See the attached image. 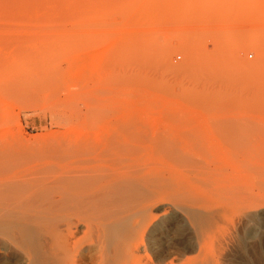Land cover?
Segmentation results:
<instances>
[{
    "label": "bare ground",
    "instance_id": "obj_1",
    "mask_svg": "<svg viewBox=\"0 0 264 264\" xmlns=\"http://www.w3.org/2000/svg\"><path fill=\"white\" fill-rule=\"evenodd\" d=\"M32 1H29L31 2L30 5H32ZM72 1L67 0L69 2L67 3L65 0L64 3L70 4ZM100 1L98 2L100 3ZM192 1L191 3H193ZM87 2L89 1L87 0ZM55 3L56 1L53 4ZM59 3L57 2V4ZM138 3L140 4V1ZM141 3H143L142 0ZM233 3L236 4V2ZM7 4L9 10L10 6L11 8L12 5L15 6V4ZM61 4L60 7L54 6L57 11L59 8L66 10ZM238 4H240L239 6L243 5L240 8L241 12L243 10L242 15L247 14L249 18L253 16V14L251 15L252 9H250L252 5L250 6L248 3V6L245 5L247 8L239 2H237V5H231L235 7ZM19 7L16 8L19 9L17 11H21ZM21 7H23V4ZM76 7L80 8L79 12H81L83 6L76 5L75 9ZM189 7L191 8V6ZM43 8H41V11ZM49 8L47 9L49 10ZM71 8L70 11L73 12ZM136 8L138 9V7ZM38 9L40 10V8ZM206 9L205 7L203 11ZM224 9L228 8L223 7ZM259 10H263V8ZM22 11L25 12L24 9ZM57 11L54 12L57 13ZM70 11L69 9L66 10L67 13ZM33 12L35 13V11ZM75 12L77 13L78 10ZM88 12L90 11L88 10ZM88 12L87 14H90ZM6 13H9V11ZM49 14L52 13L49 12ZM32 16L34 17L33 14ZM257 16L255 15L257 23L259 20L264 23V16L260 15L258 18ZM40 18L46 17L40 16ZM227 18L229 19V17ZM76 19L80 20L79 18ZM49 20H52V17H49ZM141 22L143 23V21ZM203 22L202 20L201 23ZM83 25H81L82 27H76L82 29ZM255 30L261 32L260 29ZM245 31L249 32L250 30ZM245 31H243V34H245ZM181 33L184 34V32ZM154 34L157 35L155 32ZM185 36L184 39H186ZM241 36L243 37V35ZM236 37L239 36L236 35ZM155 38L153 40L157 41L159 37ZM222 38L224 40V37ZM237 40L240 41V39ZM154 41L153 43H155ZM255 41L252 39L246 42L245 49L241 48L244 52L247 51V56L249 51H260V49L255 50L257 46ZM147 42L145 44L140 42L143 44L141 48ZM157 43L159 45L158 41ZM157 43L154 46L157 47ZM183 43L185 45L189 44H186L185 41ZM134 44V46L137 45L136 42ZM237 44H239L238 41ZM148 45L151 46V44ZM166 45L168 46V44ZM122 46L125 47V45ZM188 47L190 48L189 45ZM155 49H152V51ZM190 51L193 55V50L189 49V53ZM210 51H214V49ZM223 52L222 54H225ZM132 53L131 55H133ZM151 53L150 55H152ZM135 54L134 56L138 58L139 55ZM143 54L147 56L145 52ZM161 54L160 51L159 55ZM222 54L219 55L222 56ZM131 55L125 57V61H128ZM154 55H152V60L157 59V57L154 58ZM210 55L208 57H211ZM246 55L244 57H247ZM235 56L238 57V53ZM159 58L161 59V56ZM120 60L122 61V59ZM130 61L127 63H131ZM168 61L167 63L170 64L171 61ZM136 63L138 65V61ZM238 64L241 70L238 69L241 74L240 77L245 81L242 78L241 80L246 82L249 87L257 86L258 94L256 98L257 102L260 103L258 106L261 108L264 105V52H261V56H259L256 63L241 58ZM142 72L144 73V71ZM133 75L136 76V74ZM140 76L142 78L140 84L142 85L144 79L142 75L138 77ZM206 77L208 78L207 75ZM130 78H133V81L135 77L130 75ZM144 78L145 84L151 77L146 76ZM135 81L137 82V79ZM152 83L148 85H153ZM135 84L134 86H138L139 82H137V85ZM158 84L161 85L160 82ZM159 85L156 83V86L159 87ZM209 85L207 84V87ZM153 88L151 87V90H160V88L156 89L155 86ZM162 91L161 93H163ZM164 94L167 95L168 93ZM173 95L175 93H172L169 97ZM251 97L254 101L253 95ZM231 103L230 105H233ZM248 103L251 104L252 102ZM204 104L208 105L206 102L202 105L204 106ZM205 107L206 109L202 107V110L208 111L210 104L209 107ZM224 107L220 108L226 110ZM229 122L222 125L221 128L218 126L222 131L219 136L207 139L186 137L179 139L173 138V136L171 138L160 134L162 130L150 136L149 134H142V130L138 129L137 126H135L137 129H133L132 125L131 127L129 125H119L120 127L110 125L106 127L95 126L93 123L87 122L70 124L67 127L66 134L53 135L43 139L0 136V264H264V133L257 139L258 141H254L249 139L241 129V122L237 124ZM184 135L186 134L184 133Z\"/></svg>",
    "mask_w": 264,
    "mask_h": 264
},
{
    "label": "rangeland",
    "instance_id": "obj_2",
    "mask_svg": "<svg viewBox=\"0 0 264 264\" xmlns=\"http://www.w3.org/2000/svg\"><path fill=\"white\" fill-rule=\"evenodd\" d=\"M26 1L27 0H0L1 137H26L30 139L49 138L53 135L66 134L67 127L70 124L83 122L93 123L95 126L100 125L106 127L110 125H129L131 127L132 125L133 129L138 128L142 130V134H149L150 136L155 135L162 130V133L160 132V134L169 137L173 136V138L179 139L185 137L203 139L217 137L222 133L219 127L221 128V126L228 123V121L235 124L241 122V129L251 140L258 141L257 139H259L264 133V105L262 106L263 108L261 107L262 109L258 106L260 104L257 102L258 100L256 98L258 88L256 85L249 87L247 83L244 82L245 80L240 77L241 70L238 67L239 59L242 58L246 61L256 63L259 56H261V52H264V50H262L264 49V30H262L264 29V23H261V20H259L260 18L258 19L260 23L259 21L257 23V19H255V15L264 16V0H233L236 4L233 3L232 0H227L229 2L226 0H193V3H191V0H142L143 3H141V0H138V2L140 1V4L137 0H134L136 3L133 0H101L100 3L98 2L99 0H88L89 2H87V0H75V2H73L74 0H71L72 2H70V4H65V0H49V2L48 0H35V2H33L34 0H31L32 5L35 3L33 6L30 5V0L27 1L29 3ZM52 1L53 3L56 1V3L53 4L51 3ZM15 2L19 4L17 5ZM24 2H26V4H24ZM57 2L62 3L61 5H63V8L66 10L69 9V11L75 4L79 5V7L83 6L84 8L82 7L83 11L81 10V12L86 15H82L81 12H79L80 8L76 7L75 9L76 5L73 7L75 10L71 8L74 13L71 11L67 13L66 10L60 8V10L58 9L57 11L56 7L60 5V3L57 4ZM77 2L82 3L78 4ZM90 2L94 4H91ZM230 2L233 6L237 5V2L244 4V6H248L249 3L250 6L252 5V7H250V9H252L251 15L253 14L254 17L250 16L251 18H249V15L247 14L242 15L243 10L241 12L240 8L243 5L239 6L240 4H238L239 7H233L229 4ZM7 3H9V5L10 3L15 4V6L12 5V8L10 6L9 10ZM188 3L189 5H187ZM22 4L23 7H21ZM72 4L74 5L72 6ZM69 5L71 6L70 8ZM98 6L100 7L98 8ZM189 6H191V8ZM222 6L228 9L223 10ZM247 6L245 7L247 8ZM17 7H19L21 11H17L19 10L16 9ZM136 7H138V9ZM205 7L207 9L203 11ZM14 8L16 9L15 13ZM38 8H40V10ZM41 8H49V10L47 9L48 13L45 11L46 9L44 11L42 9V12ZM262 8L263 10H259ZM23 9L26 13L22 11ZM11 10L13 11L11 12ZM51 10L53 11L51 12ZM76 10H78L77 13L75 12ZM88 10L90 12H88ZM5 11H9V13H6ZM31 11H35V13H32ZM54 11H57V13L60 11L58 13L60 15L59 18V15ZM49 12L52 13V16ZM87 12L90 14H87ZM95 12H97L96 15ZM204 12H207V15ZM255 12L261 14H254ZM70 13L72 16H70ZM55 14L57 15L55 16ZM78 14L80 15L78 16ZM40 16H45L46 18L39 19ZM74 16L75 19L79 18L80 20L76 19L75 21ZM135 16L138 18L136 17V19ZM156 16L159 18L157 19ZM246 16L248 18L247 20ZM49 17H52L53 21L55 17L57 18H55L56 20L54 22L52 20H49V22ZM131 17H134L135 20H132ZM227 17H229L230 20ZM233 18L235 19L233 20ZM202 20L204 21L203 23H201ZM231 20H233V22L230 23ZM141 21H143V23ZM81 25H83V28L79 29L78 27H82ZM62 26H64V28H62ZM85 27L86 29H84ZM95 27L96 29H94ZM207 28H209L208 32ZM251 29H260L262 33L259 30L252 31ZM242 30L250 31H245V34H243L244 32ZM140 32L143 33L141 34ZM154 32L157 35H155ZM181 32H184V34ZM117 33L121 34L119 35ZM184 35H186V39H184ZM236 35L239 37H236ZM241 35H243V37ZM246 35L248 36L246 37ZM225 36L228 37L226 38ZM222 37H224L225 41L222 40ZM153 38H158L157 41L159 42V45L157 41L153 40ZM248 38L249 40H247ZM117 39H119V41H117ZM182 39L186 44H189L185 45ZM237 39H240V41ZM252 39L256 40L255 42L257 46L255 50L260 49V51H249L247 56V51L244 52L241 48L245 49L246 42H249ZM144 40L145 42H149L150 40V42H147V44L143 46V49L141 47L145 44V42H143ZM180 40L183 46H180ZM236 40L239 44H237ZM153 41L157 43V47L154 46L155 43H153ZM135 42L137 43L136 46H134ZM214 42L216 43L215 45ZM148 44H151V46ZM166 44H168L169 47ZM205 44H207V46H205ZM122 45H125L126 48ZM184 46L187 47L185 48ZM259 46L261 47L257 48ZM179 47H181V49H179ZM193 47L195 51L192 49ZM230 47L234 51H232ZM238 47L241 50H239ZM142 49L145 52V55H147L149 51L152 52H150L152 55L156 52L154 58L157 57V59L155 58L156 60H152L153 57L150 53L147 56H144ZM152 49L155 50L152 51ZM189 49L193 50V55L192 51H190L191 54L189 53ZM213 49L216 51H210ZM125 50L129 52V55ZM134 50L136 51L134 52ZM160 51L162 53L161 55H159ZM223 51L225 54H222ZM131 52H133V55H131ZM157 52L159 53L157 54ZM237 53L239 58L235 56ZM134 54H138L139 57L136 58ZM219 54H222L224 58ZM130 55L131 58H128V61L133 59V63L138 61V65L137 63L133 64L132 61H130L131 63L125 61ZM208 55L211 57H208ZM245 55L247 57H244ZM160 56L161 59L159 58ZM120 59H122V61ZM167 59H170L171 62ZM167 61L170 62V64L167 63ZM151 66H153V70ZM142 71H144V73ZM191 72L193 73V76ZM178 73L179 75H177ZM133 74H136V76L138 74L143 76L144 80L142 85L140 84V81H142L141 76L138 77V75L136 78ZM130 75L131 77H135L133 81V78L131 79ZM146 76L148 78L151 77L152 80L151 78L150 80L148 79L145 84L148 85L154 82L152 84L157 87L156 89L160 88V90H156L157 92L154 91L155 88H153V85H148L147 87L150 89H147L144 84V77ZM241 78L244 81H242ZM135 79L139 82V87L134 86L135 83V85H137ZM159 82L162 86L158 84ZM156 83L159 87L156 86ZM207 84H210V87H207ZM151 87L154 90H151ZM239 89L241 91L243 90L242 93L244 92V94H242L241 91H238ZM161 91L163 93H161ZM166 92L168 94L169 92H171V94L175 93V95L169 97L171 94H164ZM252 95L253 98H255L254 101L251 97ZM204 102L208 105L204 104L203 106L202 104ZM230 102H232L231 104L233 105H230ZM248 102L252 103L250 104ZM205 106L209 107L208 111L205 110ZM222 106H225L224 108H226V110L223 108L222 110L220 108ZM202 107L205 109L202 110ZM217 108H219V110H217ZM212 122H214V125L211 124ZM135 126H137V128ZM184 133L186 135H184Z\"/></svg>",
    "mask_w": 264,
    "mask_h": 264
}]
</instances>
